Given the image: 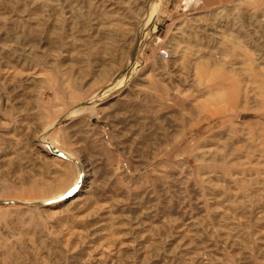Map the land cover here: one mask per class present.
Here are the masks:
<instances>
[{
  "label": "rangeland",
  "instance_id": "obj_1",
  "mask_svg": "<svg viewBox=\"0 0 264 264\" xmlns=\"http://www.w3.org/2000/svg\"><path fill=\"white\" fill-rule=\"evenodd\" d=\"M0 264H264V0H0Z\"/></svg>",
  "mask_w": 264,
  "mask_h": 264
},
{
  "label": "crops",
  "instance_id": "obj_2",
  "mask_svg": "<svg viewBox=\"0 0 264 264\" xmlns=\"http://www.w3.org/2000/svg\"><path fill=\"white\" fill-rule=\"evenodd\" d=\"M228 0H201V2L205 5H216L217 3L226 2Z\"/></svg>",
  "mask_w": 264,
  "mask_h": 264
},
{
  "label": "built area",
  "instance_id": "obj_3",
  "mask_svg": "<svg viewBox=\"0 0 264 264\" xmlns=\"http://www.w3.org/2000/svg\"><path fill=\"white\" fill-rule=\"evenodd\" d=\"M159 55L162 56L163 58H166L167 57V52L162 50V51H160Z\"/></svg>",
  "mask_w": 264,
  "mask_h": 264
},
{
  "label": "bare ground",
  "instance_id": "obj_4",
  "mask_svg": "<svg viewBox=\"0 0 264 264\" xmlns=\"http://www.w3.org/2000/svg\"><path fill=\"white\" fill-rule=\"evenodd\" d=\"M130 72H131V71H130ZM100 99H101V98H100ZM100 99H99V100H100ZM90 107H91V106H89V107H84L83 110H88ZM80 111H81V110H80Z\"/></svg>",
  "mask_w": 264,
  "mask_h": 264
}]
</instances>
